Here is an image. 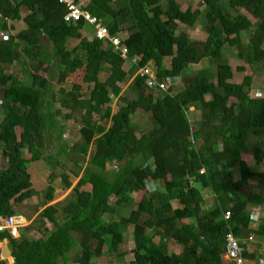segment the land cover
<instances>
[{
  "label": "trees",
  "instance_id": "trees-1",
  "mask_svg": "<svg viewBox=\"0 0 264 264\" xmlns=\"http://www.w3.org/2000/svg\"><path fill=\"white\" fill-rule=\"evenodd\" d=\"M75 1H86L84 10L121 42L125 60L108 41L93 38L94 32L91 38H82L88 27L84 22L65 23L66 11L58 0H0V86L4 87L0 104L7 111V123L0 125L1 156L6 162L0 170V217L19 214L29 220L43 209L44 218L55 228L35 240L0 233L13 264H68L72 254L76 264H93L103 257L121 260L126 251L120 228L127 227L134 244V263L128 264H232L225 258L228 232L238 240L245 264H261L259 245L252 250L249 244L254 236L264 240V210L261 218L252 220L264 207V174L259 171L264 150L251 146L264 133V88L260 97L253 98L251 77L230 83L233 71L222 60L220 48H234L246 65L264 69V0L227 4L202 0L203 10L193 13L182 12L175 0ZM242 10L256 21L246 45L241 35L252 23ZM199 19L201 42H191L178 32V23L191 28ZM18 23L22 29L10 34ZM72 39L79 40L78 47L68 50ZM203 60L214 65L211 79L188 72ZM13 65L15 71L7 73ZM104 66L110 73L101 82ZM150 66L158 83L170 85L166 91L148 90L137 75ZM79 70L84 83L95 85L88 96V114L82 117L88 127L80 130L81 142L68 150L56 119L60 108L74 111L82 95L78 86L71 85L61 96L60 87L68 73ZM129 77L134 78L128 86L133 99L123 98L124 107L111 116L108 91ZM177 79L178 85L172 86ZM190 108L194 110L189 112ZM138 112L149 114L151 123V130L140 138L139 127L131 123ZM92 115L98 119L90 128ZM15 127L21 130L19 137ZM51 135L56 136V152L63 163L73 166L60 176L63 188L68 190L71 181H77L61 225L55 217L57 208L47 206L53 199L51 186L29 216L21 213L37 195L27 164L42 158ZM248 153L253 165L242 159ZM53 161L58 164L56 158ZM148 181L158 183L162 191L146 192ZM250 182L263 183L247 193L253 189ZM206 191L213 203L203 209ZM140 192L143 197L133 210L134 196ZM225 213L230 214L227 221ZM147 219L153 220L152 231L145 228Z\"/></svg>",
  "mask_w": 264,
  "mask_h": 264
},
{
  "label": "rangeland",
  "instance_id": "rangeland-1",
  "mask_svg": "<svg viewBox=\"0 0 264 264\" xmlns=\"http://www.w3.org/2000/svg\"><path fill=\"white\" fill-rule=\"evenodd\" d=\"M178 6L180 7V10L182 12H185L189 10L191 13L195 11H202L203 10V3L202 0H175ZM223 2V4H227L229 0H220ZM82 4L86 5V1L82 2ZM242 15H244L247 19L250 20L252 23V28L241 35V43L242 45H246L248 42V39L250 37V34L253 32L254 28L256 27V21L245 11L240 12ZM23 14L21 13V16ZM8 21V20H7ZM7 25L9 21L7 22ZM202 19H199L195 23V25L191 28L183 25L182 23H178V32L185 33L188 39L191 42H201L204 38V34L202 32ZM23 25L21 23H18L15 25V30H11L10 34L17 33L20 29H22ZM8 35V34H6ZM2 39H5V35L1 37ZM83 38V36H82ZM79 40L72 39V41L68 44L67 49L73 50L78 47ZM220 54L222 60L228 64L232 71L233 76L230 81L232 84H240L244 77L249 76L252 80V85L250 88V96L258 98L261 96V92L264 88V69L258 64L254 65H246L244 60L237 57V50L234 48H230L227 45L221 46L220 48ZM16 66H12L10 70L7 73H11L12 71H15ZM127 69V67H126ZM151 69V66L149 67ZM239 69H243L242 71H239ZM192 75H198L199 77H207V78H213L214 76V65L208 62V60H203L199 65L197 66H190L189 71ZM109 68L107 66H104L100 70L99 74V80L101 82H104L106 78L109 75ZM45 76V75H44ZM22 77L21 73L19 75V78ZM84 73L82 70H79L75 73H68L67 78L63 86H58L56 82H54L55 87H60L62 96L66 91L69 90V86L76 85L79 87V93H81L82 97L80 98V101L77 103L76 107L74 108V111H69L68 109L60 108L59 103L56 104V108H60V115L56 119V125L57 128L60 130L62 140L65 143L68 150H71V148L75 145H78L80 141V130L84 127H88L82 122V117H85L88 114V96L93 89L95 82L91 81L90 83H84L83 82ZM132 77H129L124 84H117L113 88L109 89V96L111 103L108 105V107L111 110V116H114L117 111H119L121 108L124 107L123 98L124 99H133L132 93L129 91L128 86L132 82ZM179 83V80L172 81V86H177ZM170 85L166 86L167 88ZM165 87V89H166ZM4 87L0 86V103L2 101V95H3ZM58 91V90H57ZM58 100V98H56ZM231 102H233L231 100ZM106 108H103L102 112H105ZM194 108H190L189 112H192ZM64 116H70V118L66 119ZM98 119L97 116L92 115L91 121H90V128L96 126V120ZM7 123V111L6 108H3L0 104V125H5ZM132 125L139 127L137 131V137L140 138L142 134H145L146 132L151 130V123H150V115L144 114L141 112H138L135 117L131 120ZM15 135L17 137L20 136L21 130L18 127L14 128ZM56 136L51 135L47 138L46 144L44 149L42 150V158L39 159L36 163L27 164L28 167V173L31 176L32 180V189L37 193L34 194L31 199L26 205L27 207L22 208V214L25 216L30 215V208L32 206H36L40 204L42 201H44L45 195H46V189L48 186H51L54 190L53 193V199L52 202L49 203L47 206H54L57 208L58 213L56 214V219L58 224H63L67 218L62 214L63 209L65 206L73 199L72 198V189L76 184V180H72V187L68 190H65L63 188V184L61 183L60 176L65 171L66 173L68 170L72 169L73 166L67 163H63L64 158L61 157L59 154H57V145H56ZM97 139L93 141L92 144H95ZM251 146L259 147L260 149L264 150V133H261L260 136L256 138L255 141L251 142ZM93 148V147H92ZM2 150L0 148V170L6 168V162L2 158L1 153ZM91 148L89 151V154H91ZM56 158L58 160V164L53 161V159ZM24 159L29 160L30 156L24 152ZM89 159V156L85 158V161ZM242 159L248 164L253 165L254 158L252 154L248 153L246 155H242ZM50 163L52 167H47V163ZM150 166V164H149ZM84 166L79 170L78 177L82 175ZM260 173L264 174V163H262L259 167ZM55 174V176H53ZM53 177H52V176ZM237 175V174H236ZM235 175V177H236ZM263 182H250V185L253 189H250L247 193L254 192V188H257L259 185H262ZM88 190V188L86 189ZM154 191H162L161 186L158 183H153L151 181H148L146 183V192L151 193ZM204 196L205 206H203V209L209 208L212 206L213 201L211 200V195L208 191L202 193ZM143 197V192L138 193L134 196L133 204L131 205V209L135 210L137 208L138 203L140 202L141 198ZM246 196H243L242 200H245ZM209 206V207H208ZM264 207H261L259 210H257L258 214L253 215L255 217L259 216V218L262 217ZM19 214H16V216ZM20 216V215H19ZM118 220V218H116ZM152 219H147L145 221V228L152 231ZM252 228L255 225H251ZM55 228L44 218L43 216V209H40L39 212L35 215H31L30 219H21V225L17 229V234H15L14 238L18 239L20 236L23 238H26L28 240H35L40 237L47 236L50 232H52ZM120 232L123 235V244L122 249L123 251H126V255L121 260H112L109 257H103L93 260V264H128L133 262V255L131 254V250L134 247L133 244V235H132V229L130 227L127 228H120ZM155 242H158V239H155ZM259 245V246H258ZM252 250H256V246H258V253L261 254V256H258L257 259L258 263L264 264V240L258 237H253V240L251 241ZM8 247L7 240H4L0 243V258L3 256L2 248ZM105 249V248H104ZM103 249V250H104ZM176 252L179 251V247L177 246L174 249ZM157 257H160V254H156ZM3 259H7V256L3 257ZM74 259V254L71 255L70 261H68V264H76L72 260ZM7 261V260H6ZM55 264V263H53ZM57 264H61V262H58Z\"/></svg>",
  "mask_w": 264,
  "mask_h": 264
},
{
  "label": "built area",
  "instance_id": "built-area-1",
  "mask_svg": "<svg viewBox=\"0 0 264 264\" xmlns=\"http://www.w3.org/2000/svg\"><path fill=\"white\" fill-rule=\"evenodd\" d=\"M58 2L66 11L63 17L65 23L77 24L79 22H84L94 29L95 38L100 41H108L113 47V50L119 54L120 58L123 60L126 59L127 51L121 47V42L115 38H111L108 30L101 25V22L87 13L81 3H77L75 0H58ZM137 75L145 80V86L148 90L157 91V88H159L162 91H166L168 89L165 84L157 82L155 72L150 69H140ZM229 217V213L224 214V220L227 221ZM21 218L22 217L16 215L8 218L0 217V233L6 232L11 237H14L15 234H17V229L21 225ZM252 220H256V217L253 216ZM248 240L251 241L252 237H249ZM241 253L242 248L238 240L231 232H228L225 236V258L230 260L232 264H245V260L242 258Z\"/></svg>",
  "mask_w": 264,
  "mask_h": 264
},
{
  "label": "crops",
  "instance_id": "crops-1",
  "mask_svg": "<svg viewBox=\"0 0 264 264\" xmlns=\"http://www.w3.org/2000/svg\"><path fill=\"white\" fill-rule=\"evenodd\" d=\"M82 4V3H81ZM82 6H83V4H82ZM92 32H93V30H92V28H90L89 26L87 27V31H86V33L85 34H83L82 36L83 37H89V38H91V35H92ZM72 40H70V42H71ZM69 42V43H70ZM4 241V240H3ZM2 241V242H3ZM1 243V242H0ZM5 251L6 252H8V254H9V256H8V258H11L12 259V263H13V258L11 257V255H10V250H9V247H4V248H2V252H1V254L3 253V256L5 255ZM3 256H1V258H0V262L1 261H4V262H6V264H11V262L8 260V258L7 259H3ZM6 257V256H5ZM7 260V261H6Z\"/></svg>",
  "mask_w": 264,
  "mask_h": 264
},
{
  "label": "water",
  "instance_id": "water-1",
  "mask_svg": "<svg viewBox=\"0 0 264 264\" xmlns=\"http://www.w3.org/2000/svg\"><path fill=\"white\" fill-rule=\"evenodd\" d=\"M4 256H7V258H8V256H9L8 252L5 251V255H4ZM4 256H3V257H4ZM8 260L11 262V264H13L11 258H8Z\"/></svg>",
  "mask_w": 264,
  "mask_h": 264
},
{
  "label": "clouds",
  "instance_id": "clouds-1",
  "mask_svg": "<svg viewBox=\"0 0 264 264\" xmlns=\"http://www.w3.org/2000/svg\"><path fill=\"white\" fill-rule=\"evenodd\" d=\"M88 26V25H87ZM90 28H92V27H90ZM92 30H93V32H94V29L92 28ZM93 38H95V36L93 35ZM147 69H149V68H147ZM150 70H152V69H150ZM153 71V70H152ZM154 72V71H153ZM138 73V72H137ZM156 74V73H155ZM15 216V215H14ZM17 216H19V215H17ZM21 217V216H20ZM14 238V237H13Z\"/></svg>",
  "mask_w": 264,
  "mask_h": 264
},
{
  "label": "bare ground",
  "instance_id": "bare-ground-1",
  "mask_svg": "<svg viewBox=\"0 0 264 264\" xmlns=\"http://www.w3.org/2000/svg\"><path fill=\"white\" fill-rule=\"evenodd\" d=\"M21 219H23V218H21ZM21 219H20V220H21Z\"/></svg>",
  "mask_w": 264,
  "mask_h": 264
}]
</instances>
